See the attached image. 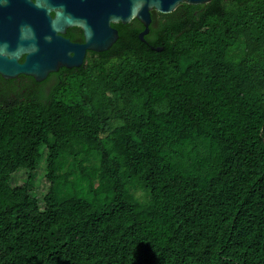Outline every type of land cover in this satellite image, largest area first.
<instances>
[{"label": "trees", "instance_id": "trees-1", "mask_svg": "<svg viewBox=\"0 0 264 264\" xmlns=\"http://www.w3.org/2000/svg\"><path fill=\"white\" fill-rule=\"evenodd\" d=\"M150 16L0 84V264H264V0Z\"/></svg>", "mask_w": 264, "mask_h": 264}, {"label": "water", "instance_id": "water-1", "mask_svg": "<svg viewBox=\"0 0 264 264\" xmlns=\"http://www.w3.org/2000/svg\"><path fill=\"white\" fill-rule=\"evenodd\" d=\"M209 1L33 0V77L36 81H42L48 73L57 71L59 67L79 66L84 50H107L118 38L117 29L112 24L129 23L137 19L143 25V30L138 34L143 40L151 21L150 11L170 13L181 3L201 5ZM29 3L30 0H0V17L3 20L18 18ZM67 27L80 28L85 43L72 44L63 39L60 34ZM72 52L74 55H71ZM12 62L13 58L7 64L0 63V75H13Z\"/></svg>", "mask_w": 264, "mask_h": 264}, {"label": "flooded vegetation", "instance_id": "flooded-vegetation-1", "mask_svg": "<svg viewBox=\"0 0 264 264\" xmlns=\"http://www.w3.org/2000/svg\"><path fill=\"white\" fill-rule=\"evenodd\" d=\"M32 2L33 0H30V5L21 16H18V18L15 17L11 20H3V18L0 17V63L7 64L13 58L12 63L14 64V70H12L14 72L13 75L7 77L0 75V84L16 86L33 85V80H35L33 77ZM60 35L63 39H67L72 44L82 45L85 43L83 31L78 27H67ZM18 41L20 43L17 45ZM97 53L98 51L84 50L79 66H84L88 58L91 56L95 57ZM71 55H74V52H72ZM61 68L63 67H59L58 70ZM54 72L48 73L45 79L48 76H50V80L58 78V75L53 74Z\"/></svg>", "mask_w": 264, "mask_h": 264}, {"label": "rangeland", "instance_id": "rangeland-1", "mask_svg": "<svg viewBox=\"0 0 264 264\" xmlns=\"http://www.w3.org/2000/svg\"><path fill=\"white\" fill-rule=\"evenodd\" d=\"M37 170L39 171V174L37 175L36 180L32 184V186H33L32 187V193L35 194L37 196V198H40L41 197L40 195H42L47 190L48 182L46 181L45 177L43 176L42 164H40L38 166ZM25 179H26V171L19 170L12 175L11 185H13V186L20 185L25 181ZM141 195H142L141 191L136 192L137 197H141Z\"/></svg>", "mask_w": 264, "mask_h": 264}]
</instances>
